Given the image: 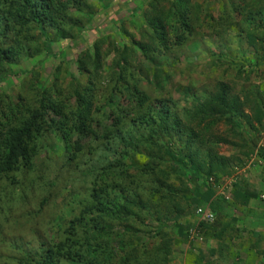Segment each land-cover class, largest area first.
<instances>
[{"label":"trees","instance_id":"obj_1","mask_svg":"<svg viewBox=\"0 0 264 264\" xmlns=\"http://www.w3.org/2000/svg\"><path fill=\"white\" fill-rule=\"evenodd\" d=\"M236 1L224 3L215 18L197 0H150L130 11L126 0H102L94 10L89 0H0V84L45 45L81 42L79 78L68 72L60 46L49 84L33 66L0 91V264H172L167 227L151 232L146 218L175 216L177 223L189 205L190 177L203 180L208 200L209 178L219 181L260 150L264 157V102L231 57L209 53L222 77L205 78L204 91L185 87L187 104L167 94L172 84L161 81L170 75L153 64L161 67L160 56H176L204 38L206 18L219 36L215 24L237 25L238 42L264 57V0ZM85 8L92 12L87 20ZM98 12L103 33L95 30L90 42L86 30L99 26ZM235 12L243 19L236 21ZM116 20L131 29L112 32ZM225 75L242 82L236 92ZM224 146L234 152L220 153ZM133 153L145 162L131 164ZM198 228L215 239L224 232L209 233L206 223ZM142 234L159 240L141 242Z\"/></svg>","mask_w":264,"mask_h":264},{"label":"rangeland","instance_id":"obj_2","mask_svg":"<svg viewBox=\"0 0 264 264\" xmlns=\"http://www.w3.org/2000/svg\"><path fill=\"white\" fill-rule=\"evenodd\" d=\"M92 3V9L99 8L101 6L100 2L102 0H89ZM119 1V0H118ZM150 0H126V10L130 11L131 8L134 7L135 3H142V7L147 6V2ZM198 2H201L202 6H204L206 9H209V13L212 17H219L220 14L222 15V11L225 8L226 2L229 0H197ZM233 2H237L236 0H232ZM225 3V4H224ZM83 9L82 14L84 18L87 20L91 13L88 11L89 9ZM102 10H100V13ZM248 11V10H247ZM246 11V12H247ZM86 12H90L87 14ZM244 12V13H246ZM98 12L97 15H95L97 24L101 22V16ZM121 13L118 15V17H115L114 19H118ZM124 15V14H123ZM235 20L240 21L242 20V16L239 15L237 12L234 13ZM244 15V14H243ZM208 18H206L204 29L209 30V33H207L204 38L200 40H195L192 42H189L185 50L182 51V53H178V55L167 57V55H162L159 57L160 60H162L164 63L160 64L161 67H158L159 64H153L158 69H162L161 73L163 71V74L168 72L169 79L168 81L163 80L161 81V85L165 84V87L169 84V82L172 84V92L167 93L168 95H172L174 98H180L182 101V104H187L190 102V96H187V92H189V89H184L185 87H191L192 89L195 88V85H197V91H204V85L203 81H207L205 78H211L209 79V82L215 83L216 79H219L222 77L223 71H217V59L215 55H209L210 54H219L223 57H226V60L236 61V63L241 62L243 65V70L248 76V83L246 84L247 87L251 90H255L256 88H259L261 90V94L263 97L264 102V58L263 55L257 53L256 57L254 56V49L248 45V43L245 40H242L241 43L237 40V35L235 34L236 26L235 24H232L231 26L227 25H218L215 24V27L217 30L220 31V36L217 32L210 31V27L208 25ZM121 25V26H120ZM99 27V28H98ZM96 26L94 29V23L91 24V28L86 30V39L90 42L96 40L97 35L96 32L100 31V33H103V25ZM131 24H129V21L125 22L124 25L121 23H117V20L113 24V27H111L112 32L119 29V28H127L128 30L131 29ZM258 27H260V23L258 24ZM97 30V31H95ZM108 36V35H107ZM112 39H115L117 41V44L120 45L122 42L119 41V39H116L115 34H110ZM223 37V38H222ZM110 38V37H108ZM75 41H71L66 43V41H62L59 44L52 43L50 45V48L45 45L44 50L42 54L36 55L33 58L24 59L22 62H20L18 65H13L11 67V74L8 76L7 80L1 82L0 84V91L3 89H10L14 85H17L19 81L24 78L28 73L29 70L34 66V71L39 75L42 76L41 81H43V84H49L51 80L53 79L52 73L56 65L60 63L61 55L58 53V48L62 46L63 48H66V55L65 60L69 62L67 70L70 73H73L77 78L78 77V71L76 69V66L74 64V60L77 56V53L80 51L79 48H77L78 43H72ZM49 50V51H47ZM240 52L242 54L244 53V58H241ZM261 56V57H259ZM113 57V54H109L104 58L103 64L105 67L109 66L111 58ZM37 61H39V64L37 65ZM62 71V67H61ZM102 73L105 72V68L102 69ZM234 73V71H232ZM67 71H62V76H67ZM69 78V77H68ZM205 79V80H204ZM224 79L229 81V78L225 75ZM246 82L245 80H241ZM231 82V81H229ZM155 83V81H154ZM232 83V82H231ZM242 83L240 81H236V83H232V87L234 91L236 92L239 85ZM156 86V83H155ZM176 86V89L174 90V87ZM195 88V89H196ZM159 89H162L161 87ZM190 99V100H189ZM245 112H247V107L245 108ZM242 125H244V122L242 121ZM223 124H220V127H222ZM264 134V133H263ZM262 134V135H263ZM230 140H235V138H230ZM260 147H263L264 152V135L261 139V143L259 145ZM220 153L223 154H230L234 152L232 147L224 146L219 148ZM258 153H261V150L258 151L256 154L252 155L251 158H249L248 163L245 164L241 168H234V169H228L226 171V174L222 176V178L219 181H209L210 185L213 189V199L214 203L213 206L217 212H220V217L222 216L225 220L223 221L222 226L212 225L211 223H207L206 227H213L209 233L211 232H217L222 229L224 231L225 237L223 235V239L228 240L227 237H230L229 243L227 242L225 246H223L219 250L218 255L216 254V250L213 251L211 248L214 246L210 241H213L218 246V242L221 240L220 238L212 239V237H209V234L203 233L200 228L196 225V218H195V208L198 206H201L202 204H205L206 201L204 200V197L206 194V189L204 185L202 184L203 180L195 179L194 177L189 178V185L191 186V191L189 193H185V196L187 197V210H184V215L177 220V223L181 224L183 228H179L178 225L176 228H178L179 232L175 230V227L173 226L176 223V217H170L166 216L163 221H160L158 223L152 222L149 218H146V222H149V226L155 229H152L151 232H154L156 230V227H167L165 231L168 232V234H172V240L173 239H182L186 241V247L185 250L179 249V246L176 247L178 250L173 252L172 247V253L170 255L172 259V264H188V259L193 258L195 260V264H232L235 262L236 256H240L245 258L247 251L252 250V260H249L248 264H264L261 263V261L264 259V240L262 236H264V198H260L261 194H256L258 191H262L264 188V157L262 155H259ZM129 161L131 164L140 165L142 162H145L144 157H135V154L133 153L132 156L129 158ZM235 173V174H233ZM236 176V177H235ZM239 177V178H238ZM240 184H243V187H249L248 189H245L247 191L246 194L248 196H244L247 200L244 204H239L236 200V194H234L235 190H241L239 188ZM243 189V190H244ZM233 190V191H232ZM253 190V191H251ZM222 192H228L231 193V200H225L223 198ZM255 192V193H254ZM245 194V195H246ZM258 195V197L254 195ZM255 199L259 198L262 199L253 201L251 196ZM208 196V195H207ZM264 197V195H262ZM242 197V195H241ZM208 198V201L210 202L211 199ZM203 199V200H202ZM207 201V202H208ZM213 202V201H211ZM242 202V201H241ZM253 202V204H252ZM239 204L240 206H238ZM249 204L253 211L251 212V208L247 211L249 208ZM208 207V206H207ZM194 208V210H193ZM193 210V212H192ZM215 213V212H214ZM194 214V215H193ZM216 220V215H215ZM214 220V221H215ZM152 223V224H151ZM219 224V223H218ZM232 226H235V228H232ZM220 227V230H217V228ZM188 229H193L195 231V239L190 240L188 237ZM186 231V233H185ZM244 233V234H242ZM151 234V233H149ZM241 234L242 236H247L249 242L245 241L240 242L237 239V235ZM200 238V239H199ZM138 239V238H137ZM141 242L152 240L153 242L157 243L159 238L149 236L147 234L140 235ZM239 241V243H238ZM226 242V241H225ZM235 243H238L235 245ZM246 247H249V249L246 250ZM182 251V252H181ZM262 251V252H261ZM200 258V259H199ZM246 263V262H245ZM247 264V263H246Z\"/></svg>","mask_w":264,"mask_h":264},{"label":"crops","instance_id":"obj_3","mask_svg":"<svg viewBox=\"0 0 264 264\" xmlns=\"http://www.w3.org/2000/svg\"><path fill=\"white\" fill-rule=\"evenodd\" d=\"M123 1V0H122ZM146 6H144L143 8H145ZM264 58V57H263ZM263 164H264V162H263ZM233 174H235V173H233ZM227 175V174H226ZM236 177V176H235ZM239 178V177H238ZM239 188L241 189V190H235L234 191V194H236V200H237V202L239 203V204H244L245 203V201L247 200L244 196H248V194H246V192L245 191H247V190H245V189H248L249 187H243V184L241 185L240 184V186H239ZM245 188V189H244ZM244 189V190H243ZM213 190V189H212ZM233 191V190H232ZM251 191H253V190H251ZM255 193V192H254ZM231 194V193H230ZM246 194V195H245ZM256 194H261V196H260V198H264L262 195H264V188H263V190L262 191H258V193H256ZM241 195H242V197H241ZM244 195V196H243ZM254 195V194H253ZM253 195L251 196V198H252V200L253 201H255L256 202V200H259V198H257V199H255L254 197H253ZM254 196H256V197H258V195H254ZM202 198H203V196H202ZM230 198H231V195H230ZM209 199H211V201H213V202H209L207 199H205L204 198V200L206 201V203L205 204H202L201 205V207H204V208H206L207 206H208V208L209 209H211L213 212H215V215H216V220H217V226H222L223 225V221L225 220L222 216L220 217V212H217L216 210H215V208H214V206H213V203H214V200H212L213 199V195H210V197H209ZM203 200V199H202ZM231 200V199H230ZM230 200H228V201H230ZM260 200H262V199H260ZM259 200V202H261ZM208 201V202H207ZM242 201V202H241ZM257 203V202H256ZM239 204H237L238 206H240ZM252 204H253V202H252ZM252 204H251V206H252ZM251 206H250V204H249V208L247 209V211L251 208ZM193 210H194V208H193ZM193 210H192V212H193ZM251 210V212L253 211V209L251 208L250 209ZM194 215V214H193ZM219 223V224H218ZM177 225H179V224H177V223H175L173 226L175 227V230H177L178 232H179V230H178V228H176V226ZM179 226H181V225H179ZM232 228H235V226H232ZM221 228L220 227H218L217 228V230H220ZM221 231H222V229H221ZM223 232V231H222ZM225 232H223V235H224V237H225ZM242 234H244V233H242ZM171 236H172V234H170ZM238 237H237V239L240 241V242H242V241H245L244 239H246V242L248 243L249 242V240H248V238H247V236H242L241 234H238L237 235ZM263 237V239L262 240H264V236H262ZM228 238V240H230V237H227ZM212 239H215V238H212ZM228 240H225V238L223 239V236H222V238H221V240L218 242V246L216 245V241H215V243H213V241H210L211 243H212V245H214L212 248H211V250L213 251L214 249L216 250V254H214V255H218L219 253V250L223 247V246H225V244L228 242L229 243V241ZM226 241V242H225ZM239 241H238V243H239ZM238 243H235V245L236 244H238ZM186 241L184 240V238H182V239H173V241H172V247H173V252H175L176 250H178L176 247H178L179 246V249L180 250H183V248H184V250H185V247H186ZM264 247V246H263ZM247 249H249V247H246V250ZM251 251L252 250H249V251H247V254H246V256H245V258H244V260H243V258L242 257H240V256H236V259H235V262H233L232 264H248L249 263V260H252V254H251ZM182 252V251H181ZM262 252V251H261ZM263 253H264V250H263ZM200 259V258H199ZM246 262V263H245ZM261 263H264V259L261 261ZM188 264H195V260L191 257V258H189L188 259Z\"/></svg>","mask_w":264,"mask_h":264},{"label":"built area","instance_id":"obj_4","mask_svg":"<svg viewBox=\"0 0 264 264\" xmlns=\"http://www.w3.org/2000/svg\"><path fill=\"white\" fill-rule=\"evenodd\" d=\"M212 180V178H209ZM223 198L225 200L230 199V193L228 192H222ZM195 218H196V225L198 226L200 223H212L215 220V213L209 209L208 207L204 208L201 206H198L195 209ZM188 237L190 240L195 239V231L193 229H188ZM200 239V238H199Z\"/></svg>","mask_w":264,"mask_h":264},{"label":"clouds","instance_id":"obj_5","mask_svg":"<svg viewBox=\"0 0 264 264\" xmlns=\"http://www.w3.org/2000/svg\"><path fill=\"white\" fill-rule=\"evenodd\" d=\"M212 180H213V178H212ZM212 180L209 179L208 182H209V181H212ZM213 181H214V180H213ZM209 183H210V182H209ZM196 208H197V207H196ZM196 208H195V209H196ZM194 211H195V210H194ZM213 222H214V221H213ZM213 222H212V223H213ZM206 224H207V223H206Z\"/></svg>","mask_w":264,"mask_h":264}]
</instances>
